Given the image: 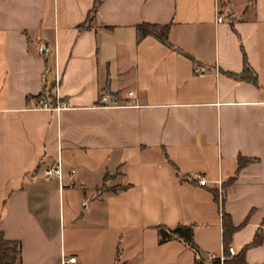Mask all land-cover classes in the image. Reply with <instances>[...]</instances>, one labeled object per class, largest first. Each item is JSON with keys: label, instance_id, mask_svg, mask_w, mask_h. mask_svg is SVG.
<instances>
[{"label": "crops", "instance_id": "0c3cea01", "mask_svg": "<svg viewBox=\"0 0 264 264\" xmlns=\"http://www.w3.org/2000/svg\"><path fill=\"white\" fill-rule=\"evenodd\" d=\"M92 3L0 0V232L18 264H211L222 214L234 254L260 231L244 257L264 264V0H101L77 32ZM141 24L187 57L136 43ZM243 57L255 85L225 75ZM43 90L65 108L36 109ZM57 159L60 185L43 176ZM176 226L195 254L158 244Z\"/></svg>", "mask_w": 264, "mask_h": 264}, {"label": "trees", "instance_id": "16d2710c", "mask_svg": "<svg viewBox=\"0 0 264 264\" xmlns=\"http://www.w3.org/2000/svg\"><path fill=\"white\" fill-rule=\"evenodd\" d=\"M101 0H93L92 7L88 11L86 15V19L84 23L78 25L76 27L77 32H81L83 30H87L89 28L90 22L94 19L95 14L97 12V8L99 6ZM168 25H148V24H141L135 28V42L138 43L141 39L144 37H152L157 42L162 44L163 46H166L168 49L177 52L180 55L186 56L178 49L170 46L167 41V35H168ZM187 57V56H186ZM227 77L234 79V80H240L248 82L252 85H255V76L248 67L245 58H242V70L240 74L238 75H230L225 74ZM107 89V80H106V86ZM109 98L111 99L112 103H120V101L116 95L111 94L109 95ZM39 100H49V105L52 106L54 104L52 98L49 96V94L45 93L44 90L42 93L37 97ZM237 162V168L235 174L231 177V179L228 182H232L236 176L237 171H239L243 166L248 164L250 160L248 159H241L238 158L236 160ZM222 221V234L224 236L223 240V253L222 256L224 257L223 261L221 263L218 262L217 259L213 260L211 264H246L245 262V251L248 248L257 247L261 244V233L259 230L256 231L251 243L243 247L238 253L229 255L227 253V243L225 241V238L227 239L230 237L231 233L234 231V228L231 226L228 218L222 214L221 216ZM158 233V244H163L168 241H178L184 244L185 247H187L190 251H192L194 254L196 253L194 243L192 240V227L191 226H176L172 229H167L163 227L157 228ZM117 255L115 254V257ZM20 259V244L18 242L14 241H6L3 239L2 233L0 232V264H18Z\"/></svg>", "mask_w": 264, "mask_h": 264}, {"label": "built area", "instance_id": "2783aa9c", "mask_svg": "<svg viewBox=\"0 0 264 264\" xmlns=\"http://www.w3.org/2000/svg\"><path fill=\"white\" fill-rule=\"evenodd\" d=\"M222 21V18L220 16L216 17V23H220ZM65 108V104L60 102L57 103L55 106H50L46 101L43 100H38L36 101V109L40 110H48V111H54V110H59ZM71 175L74 174V171L70 172ZM43 176L46 178H51L54 177L58 184H61V179H62V168L59 160L57 159L56 163L51 166L43 169ZM197 184L199 186H204L205 185V180L203 178H196ZM227 253L231 256L234 254L233 249L231 247L227 248ZM224 257L221 255L217 260L219 263L223 261ZM75 259L74 258H68L64 264H74Z\"/></svg>", "mask_w": 264, "mask_h": 264}, {"label": "water", "instance_id": "95a60500", "mask_svg": "<svg viewBox=\"0 0 264 264\" xmlns=\"http://www.w3.org/2000/svg\"><path fill=\"white\" fill-rule=\"evenodd\" d=\"M198 264H202V262L199 261Z\"/></svg>", "mask_w": 264, "mask_h": 264}]
</instances>
